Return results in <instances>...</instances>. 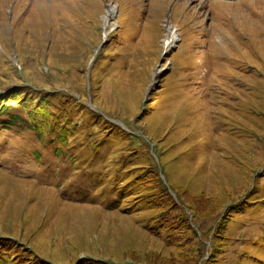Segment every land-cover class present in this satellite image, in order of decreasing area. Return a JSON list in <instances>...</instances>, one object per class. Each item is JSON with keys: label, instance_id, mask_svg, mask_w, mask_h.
Returning <instances> with one entry per match:
<instances>
[{"label": "rangeland", "instance_id": "1", "mask_svg": "<svg viewBox=\"0 0 264 264\" xmlns=\"http://www.w3.org/2000/svg\"><path fill=\"white\" fill-rule=\"evenodd\" d=\"M262 63L264 0H0V117L25 125L0 132V264L165 260V236L117 196L151 173L171 197L164 216L184 213L202 241L201 260L264 264ZM214 89L227 128L203 113ZM42 99L48 118L32 109ZM185 125L208 144L184 143Z\"/></svg>", "mask_w": 264, "mask_h": 264}, {"label": "trees", "instance_id": "2", "mask_svg": "<svg viewBox=\"0 0 264 264\" xmlns=\"http://www.w3.org/2000/svg\"><path fill=\"white\" fill-rule=\"evenodd\" d=\"M232 3V2H230ZM116 60V59H115ZM110 60H108L106 63L102 64L104 68H106L109 71V67L107 66V63ZM116 61L120 62V59H117ZM224 63L226 61H223ZM113 63V62H111ZM109 63V64H111ZM240 64L245 65L243 62ZM259 64L260 61H259ZM262 66L264 64L262 63ZM103 68V69H104ZM244 68V67H243ZM103 73V70H101ZM258 72V71H257ZM259 73V72H258ZM244 75H247L246 70L243 73ZM263 74L264 73H259ZM199 82L197 79L194 80L193 83ZM192 84V82H191ZM188 86L192 85H183V88H188ZM177 90V88H176ZM186 93V90H185ZM175 92L173 93V95ZM172 95V96H173ZM212 97V100L210 101L209 98ZM225 96L224 93L222 92L221 89L215 90L212 92L205 93L201 97L205 100V105L203 107L204 109V114L209 118V123L210 124H215L219 127H224L227 128L228 126L224 123L227 121L220 119L222 121H216L215 120V99L219 96ZM18 101L21 100V97H17ZM2 102V101H0ZM40 103L36 108H33L35 111L40 112V116L44 115V118H48V109L47 107L43 106V104H46L45 100L42 99L40 100ZM4 104V103H2ZM7 104V103H6ZM168 106H165L167 108ZM163 110L164 106H162ZM26 109V107H24ZM82 109H86V107H82ZM5 110V109H4ZM223 110V108H222ZM3 112V109H0V113ZM233 113L235 114V111L233 110ZM56 120L59 118H63L62 115L54 117ZM19 120V117L16 116H7L5 118L0 117V130L5 128L7 130L11 129L12 125H19V127L25 126L22 123L17 122ZM66 120V119H65ZM31 122V120L29 119ZM222 122V123H220ZM34 128V127H33ZM199 128V127H198ZM119 129V128H118ZM187 135V141L184 143H188L190 139H193V137L197 138V131H195V126L192 125H185L183 129ZM122 131L120 130V133ZM198 139V138H197ZM201 139V140H200ZM57 140L65 142L66 140V133L61 132L57 134ZM203 142V144L207 145L208 141H204L203 138L198 139V143ZM139 152H145L143 154L148 155L146 152V147L144 145L140 146L137 144ZM127 149V145H125ZM36 155V151L34 149V146L29 151L28 156L34 161L33 156ZM149 156V155H148ZM37 158L39 159V155H37ZM17 167H21L20 165H16ZM136 179H129L130 181L128 182L127 187L125 188V183L119 187L117 196H123L125 198H129L127 201L126 207L129 209V216H138V222L140 223V226H143V228L146 230L147 233H149L151 236H158L160 234H163L165 236V243L164 246L166 248H170L172 251L171 255H168L165 260L158 262L157 260L155 261V257L153 256L152 258L147 259V263L144 262V264H212L214 260L212 259L211 256L207 257L204 260H201L204 257V253L202 252V247L203 244L202 241L198 240V236L196 235L194 229L190 225L186 215L183 213V215H179L178 217H167L164 216L166 213L164 210H162L165 203L171 202V197L168 196L164 190H162V182L159 177L158 173H151L150 175H141L137 174ZM166 181H168V178H166ZM169 182V181H168ZM170 183V182H169ZM174 188L175 193L180 197V199L186 203H190V200L193 198L192 193L189 191L188 187L183 186V185H175L170 183ZM123 198V197H122ZM130 202V203H129ZM115 204L109 203L107 204L108 209L111 208ZM124 207V208H126ZM243 206H235L232 211H229L227 214V218L233 215V212H240L242 210ZM151 213L149 215L148 221L144 223V220L140 218L139 213ZM221 225L217 223L216 230H219ZM157 234V235H156ZM215 238H219L220 236L218 234L214 235ZM94 257H98V253H93L92 254ZM92 261H86L82 262L81 264H102L99 263L100 261L98 259H91ZM98 262V263H96Z\"/></svg>", "mask_w": 264, "mask_h": 264}, {"label": "bare ground", "instance_id": "3", "mask_svg": "<svg viewBox=\"0 0 264 264\" xmlns=\"http://www.w3.org/2000/svg\"><path fill=\"white\" fill-rule=\"evenodd\" d=\"M108 12L111 14V12L108 10ZM113 12V11H112ZM170 37H167V39L169 40Z\"/></svg>", "mask_w": 264, "mask_h": 264}]
</instances>
